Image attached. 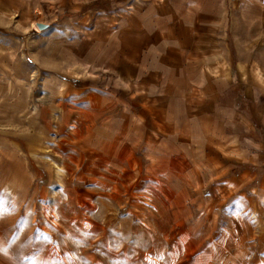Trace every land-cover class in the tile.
Listing matches in <instances>:
<instances>
[{
    "label": "crops",
    "instance_id": "obj_1",
    "mask_svg": "<svg viewBox=\"0 0 264 264\" xmlns=\"http://www.w3.org/2000/svg\"><path fill=\"white\" fill-rule=\"evenodd\" d=\"M2 17L52 45L57 70H85L88 88L107 75L117 89L104 103H133L88 122L102 135L92 152L151 183L161 212L186 215V256L264 263V0H0ZM222 214L236 235L214 251L203 231Z\"/></svg>",
    "mask_w": 264,
    "mask_h": 264
},
{
    "label": "rangeland",
    "instance_id": "obj_2",
    "mask_svg": "<svg viewBox=\"0 0 264 264\" xmlns=\"http://www.w3.org/2000/svg\"><path fill=\"white\" fill-rule=\"evenodd\" d=\"M27 28L0 18V264H198L179 244L188 231L186 215L161 212L151 183L128 166L126 172L104 168L92 152L90 142L102 135L93 137L88 122L97 127L102 110L133 103L103 102V91L117 89L107 75L92 90L82 70H57L53 52L47 53L54 47L37 44ZM126 138L131 145L129 131ZM230 221L222 214L215 229L207 223L208 249L235 237L224 230ZM241 250L232 248L237 257ZM250 255L201 264H264L259 253L252 261Z\"/></svg>",
    "mask_w": 264,
    "mask_h": 264
},
{
    "label": "water",
    "instance_id": "obj_3",
    "mask_svg": "<svg viewBox=\"0 0 264 264\" xmlns=\"http://www.w3.org/2000/svg\"><path fill=\"white\" fill-rule=\"evenodd\" d=\"M49 24H44V23H36V27L38 28L39 31H44L47 28H49Z\"/></svg>",
    "mask_w": 264,
    "mask_h": 264
}]
</instances>
